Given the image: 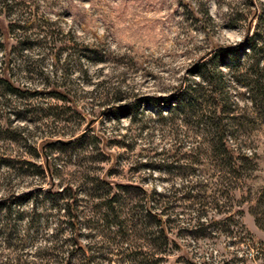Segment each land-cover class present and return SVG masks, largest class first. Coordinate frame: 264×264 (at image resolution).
Returning <instances> with one entry per match:
<instances>
[{
    "label": "rangeland",
    "instance_id": "1",
    "mask_svg": "<svg viewBox=\"0 0 264 264\" xmlns=\"http://www.w3.org/2000/svg\"><path fill=\"white\" fill-rule=\"evenodd\" d=\"M261 40L264 0H0V66L36 90L0 89V264H264ZM213 56L230 175L151 101ZM194 186L210 204L176 200Z\"/></svg>",
    "mask_w": 264,
    "mask_h": 264
},
{
    "label": "trees",
    "instance_id": "2",
    "mask_svg": "<svg viewBox=\"0 0 264 264\" xmlns=\"http://www.w3.org/2000/svg\"><path fill=\"white\" fill-rule=\"evenodd\" d=\"M26 44V43H25ZM24 44V45H25ZM28 45V44H27ZM255 43L253 42L251 44V47H254ZM18 47H22L21 43H18ZM70 47V44L67 46ZM84 48H86L84 46ZM256 49L261 51V56L264 58V41L261 40L258 47ZM216 56H213V58H210L209 63L202 62L198 65L196 72L197 76L200 77V81L192 80L189 82L185 87H183L179 93L173 97V101L170 102L167 97L161 96V97H153L151 98V101L154 103L155 106L158 108V113H160V104H165L167 107L173 110V112H176L180 114L181 119L186 122V119H193L195 124H204L208 129H206L205 133H207L209 136L206 138V144L209 149V156L214 161H219L220 163H224V161L227 163L228 167L221 168L220 164H216L220 167H216V172H222L225 174H232L233 171L229 169V166L235 165L238 161L241 160V155L238 152L237 147H235L232 144H228L224 132V126H225V114L227 112H231L232 109L225 108L224 105L226 101L224 98L220 97V90H221V71L216 69L215 70V62L214 59ZM25 61V60H24ZM255 65H257V62L255 61ZM10 60L8 58H4L2 61V64L0 66V89L2 93L11 94V95H21L22 93H32L36 90H30V88L25 84H17L14 82V80L9 76V70L11 69ZM264 68V67H263ZM258 92L262 97L264 98V87L261 84L257 85ZM48 92L55 93L57 97H60L64 100H69L67 96V90H58L56 86H51L50 90H47ZM1 95V94H0ZM23 95V94H22ZM172 103V104H171ZM158 155V154H156ZM203 188V186H201ZM200 186L197 187H187L186 191H183L186 193L184 196L175 197L176 195H167L163 196L161 201L159 203L161 204H167L171 201H173L175 198L176 200L182 199L185 200L193 205L196 206V208L201 207L205 205L206 203L211 202V200H206L208 196H197L195 195V190L201 188ZM182 190L174 189L172 194H174L176 191ZM155 196H161L159 194H155ZM162 197V196H161ZM212 198V196H210ZM203 198V199H202ZM218 200V198H215ZM160 206V205H159ZM187 209L189 206H186ZM167 209H161L159 210V214H164L167 216ZM194 209L191 208V212H193ZM145 215H149V211H144ZM171 212V211H169ZM170 214V213H169ZM174 216H176V213H172ZM200 216V215H199ZM198 214L193 217L194 223L198 224V219L200 218ZM191 218L189 217V220ZM180 220V219H179ZM161 219H158V222H160ZM166 222L163 219V223ZM161 232V229H160ZM122 242V241H120ZM136 256H141L142 253H134Z\"/></svg>",
    "mask_w": 264,
    "mask_h": 264
}]
</instances>
